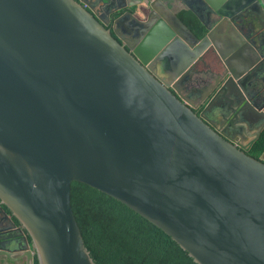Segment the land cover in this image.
<instances>
[{
  "label": "water",
  "instance_id": "obj_1",
  "mask_svg": "<svg viewBox=\"0 0 264 264\" xmlns=\"http://www.w3.org/2000/svg\"><path fill=\"white\" fill-rule=\"evenodd\" d=\"M115 1L0 0V264H96L73 180L196 264H264V151L248 154L264 83L246 93L264 71V0H197L212 15L201 37L173 1ZM202 68L214 82L190 89Z\"/></svg>",
  "mask_w": 264,
  "mask_h": 264
},
{
  "label": "trees",
  "instance_id": "obj_2",
  "mask_svg": "<svg viewBox=\"0 0 264 264\" xmlns=\"http://www.w3.org/2000/svg\"><path fill=\"white\" fill-rule=\"evenodd\" d=\"M178 15L199 37L204 35V27L192 12L180 11ZM263 151L264 128L248 154L258 158ZM71 206L96 264H196L160 228L86 183L71 182ZM34 264H38L36 259Z\"/></svg>",
  "mask_w": 264,
  "mask_h": 264
},
{
  "label": "flooded vegetation",
  "instance_id": "obj_3",
  "mask_svg": "<svg viewBox=\"0 0 264 264\" xmlns=\"http://www.w3.org/2000/svg\"><path fill=\"white\" fill-rule=\"evenodd\" d=\"M121 0H116L115 1V4L118 5V4H123V2ZM189 2V1H188ZM104 12L107 11L106 9H103ZM125 11L124 10H120L116 15H114V19L116 17H118L120 14H122L123 12ZM103 12V13H104ZM205 13H206V16H203V19L205 21H207L208 23H210V21L212 20V15L208 12V9L205 10ZM194 15V14H193ZM196 16V15H194ZM197 17V16H196ZM124 19H127L126 16L124 15L123 16ZM198 19V18H197ZM199 20V19H198ZM200 21V20H199ZM132 21H122L123 23V27H122V31L124 30V27L126 28V25H130ZM125 24V25H124ZM119 26V25H118ZM122 25H120V28H121ZM210 69H204L202 68V73L195 76L194 78H192V81L190 82V85H189V88L192 89H201L204 85H206V83H208V80H213L211 82H214L215 78H212V75H211V72L209 71ZM259 74V77L256 76L254 78H252L247 84H246V93L247 95L249 96H253L255 94V92L258 90L259 87L262 86V84L264 83V75L262 72L258 73ZM200 91V90H199ZM261 96H258L256 101L257 102H263L261 101ZM227 114V112H224L223 115L221 116V118L217 119L216 122L217 124H225V119L227 118L228 115H225ZM8 213H10L8 210H6ZM1 216V214H0ZM10 226V223L8 221H6L5 219H3L1 217L0 219V227L1 228H5V227H9ZM11 231V230H10ZM11 234L12 235H16L17 234V230H15L14 228L12 229L11 231Z\"/></svg>",
  "mask_w": 264,
  "mask_h": 264
},
{
  "label": "crops",
  "instance_id": "obj_4",
  "mask_svg": "<svg viewBox=\"0 0 264 264\" xmlns=\"http://www.w3.org/2000/svg\"><path fill=\"white\" fill-rule=\"evenodd\" d=\"M90 2H96V3H94V6H96V7H99L100 9H103L104 7L103 6H100V4L99 3H97V0H89ZM124 4H132V6H131V8L132 9H134L136 6H134L133 5V2L135 1V0H121ZM120 1V2H121ZM167 1H173V5H172V10L178 15V13L180 12V11H187V12H192V10H190V9H193V10H195L196 11V13H194V12H192L194 15H196L197 16V18L200 20V18L199 17H201L202 19H203V16H206V13H205V10L207 9L206 7H205V5L204 4H201L199 1H197V0H167ZM189 1V2H188ZM104 11V10H103ZM101 13H103V12H101ZM203 15V16H202ZM122 25V24H121ZM122 27H123V25L121 26V31H122ZM124 29H125V27H124ZM122 32H124V30L122 31ZM126 35V34H125ZM164 64V62L161 64V63H157L156 64V66H155V69L158 71V72H161L162 71V65ZM262 73H263V75H264V71H262ZM227 103H228V101L226 100V97H223L221 100H220V102H219V106H217L216 107V109L213 111V110H210L209 111V114H208V116L210 117V118H212L214 115H218L219 117L221 116V115H219V113H221L222 111L223 112H225V108H226V106H227ZM225 107V108H222V107ZM220 109H222V110H220ZM234 130H238L237 128L235 129V128H230V132L232 133Z\"/></svg>",
  "mask_w": 264,
  "mask_h": 264
}]
</instances>
